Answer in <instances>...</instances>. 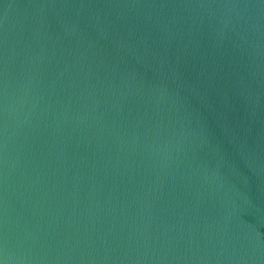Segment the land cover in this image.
Listing matches in <instances>:
<instances>
[{
    "label": "water",
    "instance_id": "1",
    "mask_svg": "<svg viewBox=\"0 0 264 264\" xmlns=\"http://www.w3.org/2000/svg\"><path fill=\"white\" fill-rule=\"evenodd\" d=\"M0 264H264V0H0Z\"/></svg>",
    "mask_w": 264,
    "mask_h": 264
}]
</instances>
